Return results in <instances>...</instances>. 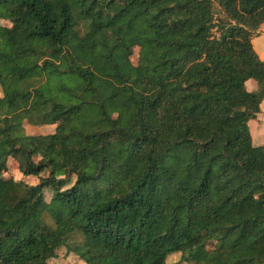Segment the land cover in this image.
I'll return each instance as SVG.
<instances>
[{
    "label": "trees",
    "instance_id": "1",
    "mask_svg": "<svg viewBox=\"0 0 264 264\" xmlns=\"http://www.w3.org/2000/svg\"><path fill=\"white\" fill-rule=\"evenodd\" d=\"M263 23L264 0H0V264L62 247L86 264H264L248 125ZM11 158L48 174L5 178Z\"/></svg>",
    "mask_w": 264,
    "mask_h": 264
},
{
    "label": "rangeland",
    "instance_id": "2",
    "mask_svg": "<svg viewBox=\"0 0 264 264\" xmlns=\"http://www.w3.org/2000/svg\"><path fill=\"white\" fill-rule=\"evenodd\" d=\"M137 57H138V47H134L133 53L131 55V59L134 63L137 62ZM25 129L28 134L38 135V134H47L53 132L55 126L54 125L36 126L29 124L27 121H25ZM35 158L37 161L40 160L39 155H36ZM47 174H48V170L44 169L37 176H24L19 171L18 162L13 158L10 159L7 170L3 172V176L5 178H13L15 180L26 182L28 184L37 183L39 181L40 176H45ZM58 254L59 256L56 257V260L52 261V264H82L81 259L74 253H67L65 247H62V249H60ZM180 257H181L180 252L172 253L167 257V262L168 263L176 262L180 260Z\"/></svg>",
    "mask_w": 264,
    "mask_h": 264
},
{
    "label": "crops",
    "instance_id": "3",
    "mask_svg": "<svg viewBox=\"0 0 264 264\" xmlns=\"http://www.w3.org/2000/svg\"><path fill=\"white\" fill-rule=\"evenodd\" d=\"M259 34H257L252 42L256 52L260 58L264 59V23L259 28ZM246 88L249 91H257L258 83L255 79H248L246 81ZM249 130L251 133L252 142L254 145H264V99L260 103V111L256 117L252 118L248 122ZM82 264H86L81 260Z\"/></svg>",
    "mask_w": 264,
    "mask_h": 264
}]
</instances>
